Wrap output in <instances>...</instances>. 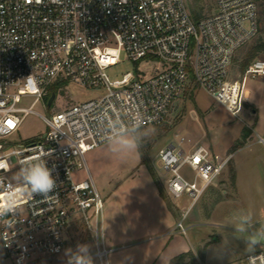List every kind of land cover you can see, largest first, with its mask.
I'll return each instance as SVG.
<instances>
[{
	"label": "built area",
	"instance_id": "1",
	"mask_svg": "<svg viewBox=\"0 0 264 264\" xmlns=\"http://www.w3.org/2000/svg\"><path fill=\"white\" fill-rule=\"evenodd\" d=\"M263 1L213 0L214 10L194 19L186 0H0V203L9 190L17 197V211L0 217V258L51 264L79 215L94 234L93 255L107 264L104 203L84 159L87 150L106 141L107 129H98L97 119L110 113L130 125L140 112L145 126L159 125L192 85L227 108L219 95L236 84L234 106L227 108L236 112L245 98V76L264 75V57H255L241 82L228 79L236 51L259 31ZM122 52L134 62L157 64L148 75L135 68L110 79L104 70ZM63 82L94 89L97 95L50 114L33 110L34 102H47L52 84ZM30 96L33 100L22 104ZM28 113L37 114L45 129L32 141L13 144L10 136ZM257 140L264 144V135L257 134ZM37 156L46 159L57 182L47 199L24 193L14 181L18 168ZM159 157L166 192L174 200L186 195L192 204L230 155L203 144L186 151L171 142ZM77 162L83 179L74 176ZM176 225L184 229L181 220ZM241 264H250L249 254ZM253 264H264V258Z\"/></svg>",
	"mask_w": 264,
	"mask_h": 264
},
{
	"label": "rangeland",
	"instance_id": "2",
	"mask_svg": "<svg viewBox=\"0 0 264 264\" xmlns=\"http://www.w3.org/2000/svg\"><path fill=\"white\" fill-rule=\"evenodd\" d=\"M194 1L186 0L188 8L196 3L202 7L203 14L214 10L213 0ZM261 10L259 7V31L236 51L229 68L230 80L241 82L244 72L239 70V62L252 45L264 42V11ZM255 57H264V49L257 51ZM156 64L151 61L134 62L122 52L120 60L104 71L110 79L120 78L135 68L148 75ZM52 86L56 92L50 106L38 100L33 103V110L50 114L97 95L94 89L69 82L54 83ZM236 88V84H231L219 95L227 108L234 106ZM242 90L246 96L239 109L233 112L205 89L192 85L173 101L163 123L145 126L150 136L138 152L121 157L110 152L105 141L84 153L86 166L104 203L102 231L104 245L108 249L107 264H169L181 252H185L181 264H240L239 259L246 254L245 244L236 238L232 223L237 210L247 209L252 211L256 227L264 224V145L252 143L237 149L234 143L241 138L244 127L252 140L257 138V134L264 135V75H246ZM32 100L33 96L23 97L22 104H29ZM254 107L256 112L252 114ZM44 129L42 119L35 113H28L10 137L13 144L26 143L36 139ZM171 142H179L186 151L203 144L213 152L231 153L230 157L233 156L220 176L192 204L186 195L178 200L171 199L163 188L165 177L159 151ZM78 162L74 176L83 179L86 175ZM234 163L242 182L240 194L244 198L241 201H236ZM185 171L189 174L188 169ZM222 182L225 184L222 185ZM157 183L175 212L169 220L173 238L168 244L170 236L162 235L163 231L159 233L148 229L140 209L148 198L149 189L158 187ZM178 220H181L184 229L176 225ZM67 237V247L74 250L78 244H87L94 264H101L99 258L93 256L96 248L94 234L79 215L70 222ZM186 246L187 249L182 251ZM257 251L264 249L257 248ZM0 264L13 263L1 258ZM62 264H68V256L62 257Z\"/></svg>",
	"mask_w": 264,
	"mask_h": 264
},
{
	"label": "clouds",
	"instance_id": "3",
	"mask_svg": "<svg viewBox=\"0 0 264 264\" xmlns=\"http://www.w3.org/2000/svg\"><path fill=\"white\" fill-rule=\"evenodd\" d=\"M103 115L100 113L98 116ZM97 119V117H96ZM143 115L134 114L131 124L115 119V114L103 115V120L97 119V127L107 129L105 140L110 152L118 156L136 153L150 136L149 130L143 124ZM137 120L141 122H137ZM131 127V131H129ZM52 169L47 166L44 157H34L23 163L14 175L16 185L26 194L40 195L45 199L57 187V182L52 175ZM17 197L11 190L0 203V217L17 211ZM232 229L237 239L243 240L244 251L249 254L250 264L258 258H264V251L255 255L257 248L264 249V224L256 227L252 211L240 209L234 215ZM68 264H94L90 248L87 244H78L74 250L67 251Z\"/></svg>",
	"mask_w": 264,
	"mask_h": 264
},
{
	"label": "crops",
	"instance_id": "4",
	"mask_svg": "<svg viewBox=\"0 0 264 264\" xmlns=\"http://www.w3.org/2000/svg\"><path fill=\"white\" fill-rule=\"evenodd\" d=\"M245 96H246V93H245ZM255 112H256V108L254 107V108L251 109V113L255 114ZM236 140H238V139H236ZM252 143H261V142H259L257 140V138L255 140H252L251 134H248L245 137V139L242 142V144L237 146V149L238 148H242L245 145H250ZM261 144H263V143H261ZM214 152H217V151H214ZM217 153L221 154L220 152H217ZM230 154L231 153H229V155ZM231 158L233 159V156L229 157V160ZM229 160H228V162H229ZM228 162H227V164H228ZM233 166L235 167L234 168V174H233V183H234V188L236 190V195H237V198H236L237 200L236 201H241L244 198V196H242L240 194L241 193V183L242 182H241V180H239V175L237 174V168H236L235 163L233 164ZM222 171H221V173H222ZM218 181H219V178H218ZM248 181H249V178H248ZM221 184L224 185L225 183L222 182ZM244 184H245V182L243 180V185ZM213 186H215V184ZM163 188H164V190L166 192V189H165L164 185H163ZM166 194H167L168 197H170L167 192H166ZM245 199H247V197ZM140 209H141L142 214L144 215V220H145V223H146V226H147L148 229L154 230V231H158L159 233H161V231H163L161 233L162 235H165L167 237L170 236V237H168V240H167V243H166V244H168V242H170L171 239L173 238L172 234L170 235L171 229L169 228V224H170L169 220H170V218L173 215H175V212H174V208L170 205V202L168 201L167 197H166V199H164V197H162L160 195L158 187L150 188L149 192H148V198L145 201H143V203L141 204ZM107 215H108V218H109V213H107ZM113 218H114V216H113ZM102 230H103V219H102ZM67 240H68V238H67ZM70 249L71 248L67 247V244H66L64 250L59 255L55 256L54 258H52L50 260L51 263L53 264V263L56 262L55 264H62V257L67 256L66 253ZM186 249H187V246L184 247L182 249V251H185ZM246 255H247V253L242 258L239 259L240 264L244 262ZM99 261H100L101 264H104L100 259H99Z\"/></svg>",
	"mask_w": 264,
	"mask_h": 264
},
{
	"label": "trees",
	"instance_id": "5",
	"mask_svg": "<svg viewBox=\"0 0 264 264\" xmlns=\"http://www.w3.org/2000/svg\"><path fill=\"white\" fill-rule=\"evenodd\" d=\"M196 1L197 0H195L194 2H196ZM260 7L262 9L261 11H264V2H262L260 4ZM189 11H190V13H191V15H192V17L194 19H198L201 15H203V13H202V7L199 6V5H196V3L191 4V6L189 8ZM261 49H264V42H259L257 44L252 45L249 48L248 52L246 53L245 57L239 62V70H241L242 72H244V70L246 69L248 63L255 56L256 52L259 51V50H261ZM52 85L49 87L50 93L51 92H56V89ZM50 93L48 94V97H49ZM248 133L249 132L246 130V127H244L243 130H242V133H241V138L238 139L234 143V146L237 147V146L241 145L242 142L244 141L245 137L248 135ZM157 186H158V190H159L160 195L162 197H164V199H166L165 194L163 192V189H162L161 185H159L157 183ZM184 255H185V252L179 253L177 256H175L173 259H171V261H170L169 264H181V261H182Z\"/></svg>",
	"mask_w": 264,
	"mask_h": 264
},
{
	"label": "water",
	"instance_id": "6",
	"mask_svg": "<svg viewBox=\"0 0 264 264\" xmlns=\"http://www.w3.org/2000/svg\"><path fill=\"white\" fill-rule=\"evenodd\" d=\"M54 97H55V92H51L49 97H48V99H47V102H46L47 106H50V104H51L52 100L54 99Z\"/></svg>",
	"mask_w": 264,
	"mask_h": 264
}]
</instances>
